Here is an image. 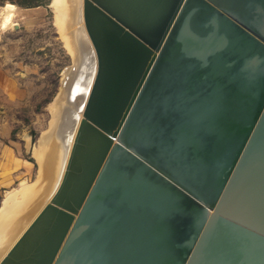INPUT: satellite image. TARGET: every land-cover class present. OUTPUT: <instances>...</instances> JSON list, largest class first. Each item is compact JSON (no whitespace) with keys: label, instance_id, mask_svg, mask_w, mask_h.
Masks as SVG:
<instances>
[{"label":"water","instance_id":"1","mask_svg":"<svg viewBox=\"0 0 264 264\" xmlns=\"http://www.w3.org/2000/svg\"><path fill=\"white\" fill-rule=\"evenodd\" d=\"M83 20L67 163L0 264H264V0H83Z\"/></svg>","mask_w":264,"mask_h":264},{"label":"rangeland","instance_id":"2","mask_svg":"<svg viewBox=\"0 0 264 264\" xmlns=\"http://www.w3.org/2000/svg\"><path fill=\"white\" fill-rule=\"evenodd\" d=\"M55 14L51 0H0V205L6 191L36 179L35 147L73 64Z\"/></svg>","mask_w":264,"mask_h":264},{"label":"bare ground","instance_id":"3","mask_svg":"<svg viewBox=\"0 0 264 264\" xmlns=\"http://www.w3.org/2000/svg\"><path fill=\"white\" fill-rule=\"evenodd\" d=\"M56 9L55 21L63 31L61 39L73 58L64 70L61 89L50 103L53 121L39 136L34 153L38 161L36 179L21 181L6 191L0 205V260L25 231L42 206L57 188L63 174L75 133L69 135L73 113L84 94L79 93L81 77L93 59L94 49L83 20V0H51ZM78 119L82 111H77ZM47 130V129H46ZM33 153V152H32ZM34 155V154H33Z\"/></svg>","mask_w":264,"mask_h":264},{"label":"trees","instance_id":"4","mask_svg":"<svg viewBox=\"0 0 264 264\" xmlns=\"http://www.w3.org/2000/svg\"><path fill=\"white\" fill-rule=\"evenodd\" d=\"M11 3V2H10Z\"/></svg>","mask_w":264,"mask_h":264}]
</instances>
